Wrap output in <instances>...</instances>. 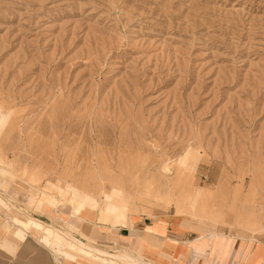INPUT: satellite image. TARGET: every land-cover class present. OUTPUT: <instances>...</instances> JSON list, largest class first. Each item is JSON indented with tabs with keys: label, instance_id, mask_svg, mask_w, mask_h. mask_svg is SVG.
I'll use <instances>...</instances> for the list:
<instances>
[{
	"label": "rangeland",
	"instance_id": "obj_1",
	"mask_svg": "<svg viewBox=\"0 0 264 264\" xmlns=\"http://www.w3.org/2000/svg\"><path fill=\"white\" fill-rule=\"evenodd\" d=\"M113 188L130 200L124 219L78 207L77 192L118 204ZM153 211L164 235L212 236L219 257L241 235L264 264V0H0V264L73 258L39 230L7 234L16 219L143 258L142 242L165 239L142 231L135 246L120 228Z\"/></svg>",
	"mask_w": 264,
	"mask_h": 264
},
{
	"label": "crops",
	"instance_id": "obj_2",
	"mask_svg": "<svg viewBox=\"0 0 264 264\" xmlns=\"http://www.w3.org/2000/svg\"><path fill=\"white\" fill-rule=\"evenodd\" d=\"M46 197V195H45ZM48 200V199H47ZM46 198L41 199L39 202L37 200H31V202L35 201L38 202L39 205L38 207H40V209L42 208L41 205V201L42 203H46L47 202ZM12 204L15 205L16 209L18 210H23V208L21 207V205L19 203H14L12 201ZM61 209H63L61 207ZM15 213L21 217L19 218H24L25 214L24 212H16ZM153 216H145V219H148L150 221L149 226L145 227V228H141L142 224L145 222H141V219L135 220L134 221V225L132 222V226L129 230H126L124 228H120V233L122 235H127L128 231L131 233H134L133 235H139L141 234L142 231H152L150 232L151 237L150 239L156 240L159 239L161 237V239H165L164 241H161L159 244L160 245H164L165 246L163 248H157V247H153L148 245L145 242H142V244H144V246L150 248L153 252H155L156 255H152V254H148L144 251L141 250V245L138 249V252L146 261L150 262L151 264H171V260L173 258H176V254L178 255L176 260L180 259V258H184L186 257L190 252L192 253V262L190 263H184V264H197L198 259H202L203 263L202 264H228L229 263V258H226L225 255L228 251V249L232 246V250L234 247V244L237 240H239V243L237 245V247L235 248V252L233 253V257H232V262L231 264H252V254L250 250V247L248 244L244 243V238L241 235H229V239L230 242L224 252V254L219 257L218 254L215 252L214 249V243H213V237L212 236H208V237H201L200 233L197 232V237L193 240H180V239H176L175 237H169L168 235H164V229L166 227V224L163 223V220H160L157 217V214L153 211L152 212ZM20 220V219H18ZM33 220V219H32ZM22 221V220H20ZM27 221V220H26ZM26 221H22V222H26ZM94 224V223H93ZM133 227L136 228L137 230H133ZM34 229V228H31ZM30 229V230H31ZM13 230H20L22 232H16V231H7V234H11L13 236L19 237L21 239H24L26 237V233L24 232L25 230L22 229L20 226L14 227ZM37 230V229H34ZM29 231V230H28ZM26 231V232H28ZM40 233V237H35L33 235H31L34 239H36V241L39 244H42L45 248H47L50 253H52L56 258V255L59 256H63L62 254H59L58 251H53V249L55 248H51L49 245H47L45 242V244L43 243V232L41 230H39ZM159 234L161 236H156L154 233ZM89 236H91V233L89 234ZM134 236V237H135ZM153 236V237H152ZM133 237V238H134ZM152 243H154L152 241ZM155 244V243H154ZM161 246V247H162ZM50 247V248H49ZM56 250V249H55ZM140 251V252H139ZM256 250L252 251V253H255ZM62 259L61 263L62 264H93L92 262H89L87 260H80V258H69L66 255H64V257H60ZM176 262V261H175ZM180 263H176V264H183L181 260H179ZM259 264V263H258Z\"/></svg>",
	"mask_w": 264,
	"mask_h": 264
},
{
	"label": "bare ground",
	"instance_id": "obj_3",
	"mask_svg": "<svg viewBox=\"0 0 264 264\" xmlns=\"http://www.w3.org/2000/svg\"><path fill=\"white\" fill-rule=\"evenodd\" d=\"M113 189H115V188H113ZM120 192L118 190H116V189L112 192V196L115 195V196L119 197L118 204L112 203L111 195H104L105 196V202H106L104 208H101L100 207L101 205L96 200H94L93 198L89 197L88 195L80 194V192L79 193L77 192V194L79 195V197L81 199L80 202L78 203V207H82L84 204H89V205L92 206V213H91L92 215L93 214L96 215L97 212L100 211V212H103L104 214H106V213L107 214H110V213L114 214L115 218H116V221L122 220L125 217V213L128 212L127 211L128 210V203H129L130 200H129L128 197H125V196L121 195ZM245 204H246V202H245ZM41 205H42V208H41L42 210H46L47 213L50 212L51 206H50V203H49L48 200H47V202L45 204L42 203V201H41ZM62 210H64V208ZM204 210H206V209H204ZM235 210L237 211V209H235ZM204 212H206V211H204ZM57 215L59 217H61L63 214H57ZM215 216H216V214H215ZM74 218H76V217L74 216ZM67 219H69V217H67ZM102 220H103V217H102ZM235 220H234V218L232 216L226 215L224 218H222L219 221L224 223V226L228 225L232 229L237 228V227H241L242 225H239V223H237L238 221L235 222ZM16 222L25 231H28L31 228H34V229H37V230H41L43 232L42 233L43 234V236H42L43 242H45L51 248H53L52 245L54 244L57 247V249L62 250V252H64L65 254L70 255L72 257H76L78 259L80 258V260H87L89 262H92L93 264H109V263H107L104 260V258L109 257V256L120 255V256L124 257L125 259H128L132 264H151L150 262L146 261L145 259H143V258H141L139 256L131 254L130 251H128V250L117 249L116 251H114L116 254L110 255V254H107L106 252L102 251L101 249H97V247L96 248H94V246L91 247L92 244L90 246H88L85 243H82L81 241L76 240L74 238H72L73 242H70L71 244L66 245L59 237L55 236L54 232L56 230L54 228L52 229L51 227H46V228L40 229L41 227H40L39 223L34 221V220H32V219H28L26 222H22V221L16 219ZM249 224H251V223H249ZM88 226L90 227V230L95 227V225L93 223L88 225ZM37 227H39V229ZM244 228L246 229L245 231L248 234H255L258 231V229L254 228L253 226H249V225L245 226ZM113 229H115V228H113ZM150 232H152V231H150ZM141 240H142V237L140 235H137L135 237V242H134L133 245L136 246L137 244H139L141 242ZM114 264H124V263H122V262L121 263H116L115 262Z\"/></svg>",
	"mask_w": 264,
	"mask_h": 264
}]
</instances>
